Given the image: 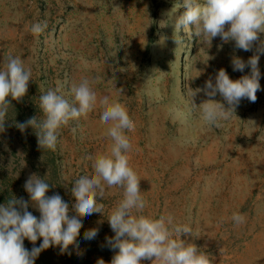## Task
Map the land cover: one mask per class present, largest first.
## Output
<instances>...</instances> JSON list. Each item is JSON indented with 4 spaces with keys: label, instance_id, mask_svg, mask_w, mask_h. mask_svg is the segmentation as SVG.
Masks as SVG:
<instances>
[{
    "label": "rangeland",
    "instance_id": "rangeland-1",
    "mask_svg": "<svg viewBox=\"0 0 264 264\" xmlns=\"http://www.w3.org/2000/svg\"><path fill=\"white\" fill-rule=\"evenodd\" d=\"M180 3L0 0V65L4 57L19 56L32 72L27 94L20 101L9 100L12 107L19 103L24 121L42 118L39 97L58 81H94L98 99L104 95L117 99L135 123L134 132L127 133L133 145L129 155L141 177L145 212L171 213L177 222L188 224L193 235L182 239L206 252L212 264H264V51L259 57L256 101L243 98L219 127L203 121L193 105L209 97L203 91L191 95L203 89L209 78L215 82L221 68L233 80L250 74V66L234 71L231 60L235 55L247 62L264 44V32L250 51L219 36L205 41L183 30L175 33L173 21L186 9H178L172 18L169 13ZM44 22L47 28L33 35L31 25ZM214 99L228 106L219 93ZM101 112L97 105L86 118L59 129L54 151L38 147L32 127L21 131L14 124L3 131L0 182L4 176L11 177L6 182L22 192L29 211L40 217L24 187L36 174L50 184L46 195L58 193L69 204V216L75 215L73 183L82 175L94 174L88 157L111 144L107 126L100 123ZM250 125L255 128L251 135ZM121 198L120 188H106L104 198L97 201L103 204L104 214L80 217V234L68 248L80 263L97 264L102 258L110 264L118 249L107 243L115 235L107 215ZM233 213L243 215L246 222L237 226ZM93 228L96 237L85 239V232ZM52 247L47 251H54ZM63 253L60 249L58 255Z\"/></svg>",
    "mask_w": 264,
    "mask_h": 264
},
{
    "label": "clouds",
    "instance_id": "clouds-1",
    "mask_svg": "<svg viewBox=\"0 0 264 264\" xmlns=\"http://www.w3.org/2000/svg\"><path fill=\"white\" fill-rule=\"evenodd\" d=\"M180 8L186 10L173 21L175 33L183 30L189 37L195 35L205 41L219 36L224 42L235 41L238 49L250 51L260 40L259 34L264 32V0H181L180 4L174 5L169 17L172 18ZM46 28V22L34 23L30 31L39 35ZM175 42L177 45L180 43L176 39ZM261 51H264V44L247 62L239 56L232 57L234 71L243 72L246 66H250V74L233 80L221 68L215 82L209 78L203 89L191 94L195 97L197 92L203 91L209 97L199 105L193 102L198 106L203 121L219 127L221 121L232 117L243 98L256 101L260 89ZM31 79V69L19 56L4 57L0 65V127L3 130L12 107L9 97L20 101L27 94ZM93 83L87 78L71 84L58 81L55 88H49L39 97L42 118L33 116L24 123H17L21 131L28 127L34 129L39 148L54 151L59 129L86 118L99 105L102 109L100 123L107 126L111 144L106 151L88 157L94 174L82 175L73 183L71 193L75 203L72 210L75 215L69 216V204L58 193L46 195L50 184L36 174L29 177L24 187L32 205L41 213L39 218L28 211L29 203L23 198L14 197L0 204V264H35L39 254L53 245L59 246L61 252L67 251L70 245L76 244L80 234V217L104 214L103 204L97 201L104 198L106 188L114 187L122 190V198L107 215L115 233L107 238V243L113 250L118 249L110 264H142L145 260L151 264H212L206 252L182 239L186 234L193 235L188 224L177 222L171 213L157 216L145 212L147 201L140 190L141 177L131 165L129 155L133 145L127 133L134 132L135 123L117 99L108 95L98 99ZM217 93L223 97L227 107L214 99ZM71 131L75 134L76 128ZM253 131L255 128L250 125L247 133L251 135ZM232 220L237 226L246 222L240 213H233ZM84 235L85 239H94L97 230L90 229ZM41 237L43 240L39 247L34 246L31 251L25 248V238L35 245ZM97 264L106 262L101 258Z\"/></svg>",
    "mask_w": 264,
    "mask_h": 264
},
{
    "label": "trees",
    "instance_id": "trees-1",
    "mask_svg": "<svg viewBox=\"0 0 264 264\" xmlns=\"http://www.w3.org/2000/svg\"><path fill=\"white\" fill-rule=\"evenodd\" d=\"M11 102V101H10ZM25 115L22 113V109L19 106V103L14 104L13 107H10L7 119L4 123V130L2 127H0V136L6 131V129H9L11 126H14V124L17 123H24ZM4 131V132H3ZM33 134H35V131L33 130ZM36 135V134H35ZM46 159L50 162L53 161L51 156H45ZM51 163V162H50ZM6 177L11 178L8 175L4 176L2 178V182H0V204H5L8 199L16 197L17 199L23 198L22 192L16 191L14 188L10 186L8 182H6ZM8 181V180H7ZM12 182V181H9ZM19 208V206H17ZM30 209V206L28 207V211ZM32 214L37 216L35 211H32ZM39 218V216H37ZM30 242L31 244H28ZM41 243H38V241L35 242V245L31 241H24V246L27 250L31 251V249L35 247H39ZM55 249L47 251V249L43 250L39 256L35 259V264H82L78 261L77 257L74 256L71 252L64 251L63 255H58L60 252V247L53 246ZM52 247V248H53Z\"/></svg>",
    "mask_w": 264,
    "mask_h": 264
}]
</instances>
